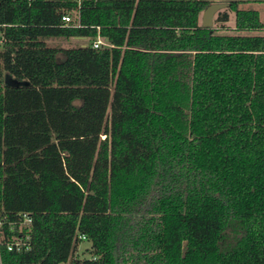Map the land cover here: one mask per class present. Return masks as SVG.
<instances>
[{"label":"trees","instance_id":"1","mask_svg":"<svg viewBox=\"0 0 264 264\" xmlns=\"http://www.w3.org/2000/svg\"><path fill=\"white\" fill-rule=\"evenodd\" d=\"M213 2L228 6L204 27ZM251 2L0 0V207L33 217L4 264H264Z\"/></svg>","mask_w":264,"mask_h":264},{"label":"built area","instance_id":"2","mask_svg":"<svg viewBox=\"0 0 264 264\" xmlns=\"http://www.w3.org/2000/svg\"><path fill=\"white\" fill-rule=\"evenodd\" d=\"M63 19L66 23H70L74 19V15L68 14ZM105 45L110 46L108 40L101 36L94 42V46L97 48ZM32 225L33 217L31 213L20 212L15 217H10L0 207V264H4L2 260L3 250L23 252L31 249Z\"/></svg>","mask_w":264,"mask_h":264},{"label":"rangeland","instance_id":"3","mask_svg":"<svg viewBox=\"0 0 264 264\" xmlns=\"http://www.w3.org/2000/svg\"><path fill=\"white\" fill-rule=\"evenodd\" d=\"M243 9H255L258 10L260 12V17L261 20L264 23V2H251V3H243L240 6ZM215 19H216V15H215ZM216 21L214 22L213 26H216ZM227 25L230 28H233L235 26V14L231 13V18L230 21L227 23ZM222 33H232V34H236L237 32L230 30V31H221ZM246 34V33H245ZM249 34H260V35H264V31H259L256 33H249ZM50 44L55 45V46H59V47H63V48H68V47H77L81 44H85L87 43L86 40L84 39H80V38H71V39H65V38H57V39H51L48 40ZM0 49H2L1 45H0ZM90 247V243L88 241H83L80 243L79 248H78V253L81 256H88V248Z\"/></svg>","mask_w":264,"mask_h":264},{"label":"water","instance_id":"4","mask_svg":"<svg viewBox=\"0 0 264 264\" xmlns=\"http://www.w3.org/2000/svg\"><path fill=\"white\" fill-rule=\"evenodd\" d=\"M227 6L228 3L226 2H213L208 5L202 14V25L204 27H213L216 13ZM5 81L8 85H18V82L8 76H6Z\"/></svg>","mask_w":264,"mask_h":264}]
</instances>
